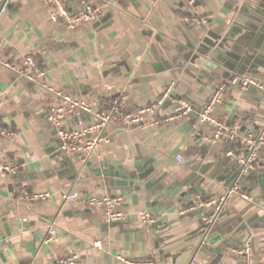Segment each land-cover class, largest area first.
Returning <instances> with one entry per match:
<instances>
[{
	"label": "crops",
	"instance_id": "0c3cea01",
	"mask_svg": "<svg viewBox=\"0 0 264 264\" xmlns=\"http://www.w3.org/2000/svg\"><path fill=\"white\" fill-rule=\"evenodd\" d=\"M66 1L71 8L81 3ZM111 2L95 20L69 28L50 20L42 0H0V57L16 62L32 53L43 68L42 78L31 81L0 63V119L14 132L0 138V154L35 153L17 172L0 174V264H50L70 252L78 264H123L115 258L120 253L157 264H242L236 249L249 235L255 264H264V184L248 179L252 172L239 174L237 159L245 154L239 142H212L198 120L218 83L239 75L264 82V19L252 12L262 0ZM204 14H211L207 22L191 19ZM255 59L249 71L246 60ZM42 84L92 102L125 96L128 108L153 102L170 86V96L146 118H163L175 100H188L192 110L142 130L110 122L103 130L108 139L82 161L59 150L43 112L54 95ZM215 112L228 125L260 127L264 92L227 84ZM259 167L264 147L255 159ZM236 179L249 198L234 194L212 222L204 221V209L181 212L198 197L224 193ZM23 189L50 196L21 199ZM70 190L120 194L124 219L109 222L99 208L65 199ZM140 209L156 220L141 223ZM51 228L56 240L43 243Z\"/></svg>",
	"mask_w": 264,
	"mask_h": 264
},
{
	"label": "built area",
	"instance_id": "2783aa9c",
	"mask_svg": "<svg viewBox=\"0 0 264 264\" xmlns=\"http://www.w3.org/2000/svg\"><path fill=\"white\" fill-rule=\"evenodd\" d=\"M50 8V20L52 22H62L69 28H74L84 22L95 20L99 15L107 10L112 4V0H81L80 5L75 8L68 6L66 0H42ZM191 3L192 0H186ZM1 10L4 7L1 6ZM211 14L193 15L194 22H207ZM0 63L12 69L16 75L22 76L31 81H38L43 76V68L37 58L32 53H26L16 62L0 57ZM77 76H83L84 72L77 67ZM227 84H237L239 86H253L264 92V82L251 75L232 76L226 81L218 83L211 95L201 104L198 110V120L202 127L209 131V139L212 142L223 140L237 141L245 150L244 155L238 156L239 174H245L255 168V159L259 150L264 147V123L260 127L252 124L241 125L240 123L226 124L216 114L215 109L220 102ZM48 92L54 95V101L47 104L44 109L46 119L56 128V139L60 151L66 154L78 155L82 161H86L96 152L99 144L108 138L104 135V128L113 121H119L126 126L134 125L137 129H146L149 125L159 124L163 120L182 116L192 110V105L188 100H175L169 114L163 118L152 116L146 118L147 114H154L159 105L170 96V86H167L162 94L153 102L143 104L137 108H128V101L125 96H114L107 99L92 102L85 100L78 92H67L54 88L51 85L42 84ZM88 113L90 119L82 121L81 114ZM68 117H73L75 125L65 126L64 121ZM13 131L5 126L0 119V138L11 137ZM176 160L183 162L181 155L175 156ZM35 159V153L29 152L24 158L0 154V174L17 172L26 163ZM239 193L243 198L248 199L249 194L240 189L238 179L232 182L224 193L218 196H211L205 199L198 197L195 202H191L182 208L181 212L191 211L199 208L204 209V221L212 222L226 208L228 202L234 194ZM50 196L48 190L28 191L23 189L19 198L26 200H41ZM65 199L76 200L84 206L99 208L104 218L109 221H121L125 217V212L120 204L122 196L111 192H80L70 190L64 194ZM26 220V216L21 217ZM138 218L143 224H151L156 217L147 209L138 210ZM56 240L54 229L51 228L43 237V243ZM98 243V242H97ZM237 253L242 257V264H255L254 246L252 236L249 235L237 249ZM117 261L123 264H157L153 260H130L123 254H116ZM50 264H78L76 252L56 256ZM189 264H199L195 259Z\"/></svg>",
	"mask_w": 264,
	"mask_h": 264
},
{
	"label": "water",
	"instance_id": "95a60500",
	"mask_svg": "<svg viewBox=\"0 0 264 264\" xmlns=\"http://www.w3.org/2000/svg\"><path fill=\"white\" fill-rule=\"evenodd\" d=\"M259 6H260L259 9H254V10H252V12H254V14H256V15L259 14V17L264 19V0H262V2L260 3ZM232 30L234 31L235 29L232 28ZM246 62L249 63V66H250L249 71L253 72L254 71L253 68L256 67L258 60L255 59V61H253V62H251L250 60L249 61L246 60ZM251 172L253 175L250 177H247L248 179H250L254 176V179H256L258 181V183L264 184V182H262V181H264V179H263L264 178V168H262V167H259L257 169L253 168V169L249 170L247 173L242 174V176H246L247 174H251Z\"/></svg>",
	"mask_w": 264,
	"mask_h": 264
}]
</instances>
